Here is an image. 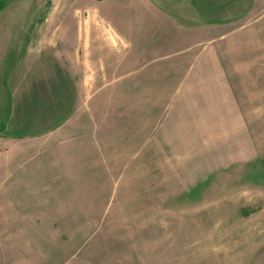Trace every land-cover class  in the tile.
Here are the masks:
<instances>
[{
  "label": "rangeland",
  "instance_id": "obj_1",
  "mask_svg": "<svg viewBox=\"0 0 264 264\" xmlns=\"http://www.w3.org/2000/svg\"><path fill=\"white\" fill-rule=\"evenodd\" d=\"M0 16L103 49L66 62L57 36L56 77L14 127L53 133H0V264H264V0H0Z\"/></svg>",
  "mask_w": 264,
  "mask_h": 264
},
{
  "label": "crops",
  "instance_id": "obj_2",
  "mask_svg": "<svg viewBox=\"0 0 264 264\" xmlns=\"http://www.w3.org/2000/svg\"><path fill=\"white\" fill-rule=\"evenodd\" d=\"M107 9H109V5L100 8L105 12ZM121 9L124 10L125 8L122 7ZM120 12L122 13V11ZM31 27L28 22L18 26L16 30L0 29V133L3 131L6 134L11 133L13 134L11 137H14L16 133L25 132L34 134L42 132L51 136L50 134L55 129V126L51 128L49 125L44 131L14 130L15 125L18 124V118H20L19 111L22 109L20 102L26 103L30 102L29 100L33 102L32 95L35 93L33 87L38 86L43 79L47 80L48 85H50L51 78L56 77L57 52L55 41L58 35L48 30H36ZM84 32L86 35L74 31L59 33V36L65 39L64 61L87 63L89 54H97L103 50H100L102 45L98 42L93 43L91 41V45L89 44L88 38H91L88 34L89 29H85ZM24 110L27 111V107L24 106ZM40 115L38 112L36 118L40 119ZM23 117L26 115L23 114ZM29 117L32 118L33 115H29ZM48 117H51L50 114ZM53 123L55 124V122ZM12 144L13 150L23 145L19 142ZM17 152L8 153L10 154L7 157L8 162L13 163L17 160Z\"/></svg>",
  "mask_w": 264,
  "mask_h": 264
}]
</instances>
